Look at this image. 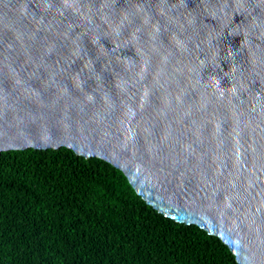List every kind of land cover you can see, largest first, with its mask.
Wrapping results in <instances>:
<instances>
[{
    "label": "water",
    "instance_id": "water-1",
    "mask_svg": "<svg viewBox=\"0 0 264 264\" xmlns=\"http://www.w3.org/2000/svg\"><path fill=\"white\" fill-rule=\"evenodd\" d=\"M61 147L264 264V0H0V153Z\"/></svg>",
    "mask_w": 264,
    "mask_h": 264
},
{
    "label": "trees",
    "instance_id": "trees-1",
    "mask_svg": "<svg viewBox=\"0 0 264 264\" xmlns=\"http://www.w3.org/2000/svg\"><path fill=\"white\" fill-rule=\"evenodd\" d=\"M0 264H240L150 205L125 172L69 147L0 153Z\"/></svg>",
    "mask_w": 264,
    "mask_h": 264
}]
</instances>
